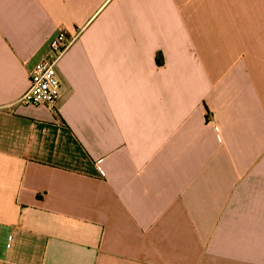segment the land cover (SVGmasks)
Returning a JSON list of instances; mask_svg holds the SVG:
<instances>
[{"label": "crops", "instance_id": "crops-1", "mask_svg": "<svg viewBox=\"0 0 264 264\" xmlns=\"http://www.w3.org/2000/svg\"><path fill=\"white\" fill-rule=\"evenodd\" d=\"M0 264H264V0H0Z\"/></svg>", "mask_w": 264, "mask_h": 264}, {"label": "built area", "instance_id": "built-area-1", "mask_svg": "<svg viewBox=\"0 0 264 264\" xmlns=\"http://www.w3.org/2000/svg\"><path fill=\"white\" fill-rule=\"evenodd\" d=\"M77 38L70 37L64 30H59L51 39L47 53L37 61L28 72V87L17 100L25 106L53 108L60 96V80L56 65L63 53ZM102 175V171H99Z\"/></svg>", "mask_w": 264, "mask_h": 264}]
</instances>
